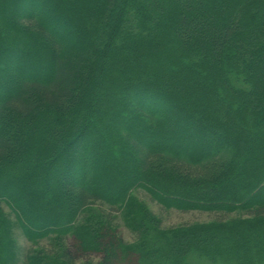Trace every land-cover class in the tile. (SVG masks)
<instances>
[{"label":"trees","instance_id":"obj_1","mask_svg":"<svg viewBox=\"0 0 264 264\" xmlns=\"http://www.w3.org/2000/svg\"><path fill=\"white\" fill-rule=\"evenodd\" d=\"M137 189L240 216L161 229ZM3 205L49 241L27 264H264V0H0V264H16Z\"/></svg>","mask_w":264,"mask_h":264},{"label":"rangeland","instance_id":"obj_2","mask_svg":"<svg viewBox=\"0 0 264 264\" xmlns=\"http://www.w3.org/2000/svg\"><path fill=\"white\" fill-rule=\"evenodd\" d=\"M132 201L138 206V210H143L146 212H151L154 214L161 222V229H171L179 226H186L192 224L208 223L212 220H225L239 217V214L225 215V214H211L199 211L182 212L176 209H169L159 204L152 196L142 189L135 190L131 195ZM5 213L9 216L10 220L13 222L12 237L16 246L17 252V263L16 264H27L26 256L29 252L36 249H44L49 252L51 247L49 241H42L40 243L30 242L23 231L21 230L16 216L10 211V209L3 205ZM102 210H109L106 207H101ZM110 212V210H109ZM112 212V211H111ZM114 215L113 221L116 233L121 238L123 244L134 246L137 243L136 234L127 228L124 220L118 212H112ZM137 214V211H136ZM138 216V215H137ZM100 255L92 253L86 254L82 259H80L77 264H88L97 263L100 260ZM119 261L117 264H136L134 261V256L130 254H120L117 258ZM189 264H209L204 261L199 260L196 257H191L189 259Z\"/></svg>","mask_w":264,"mask_h":264}]
</instances>
